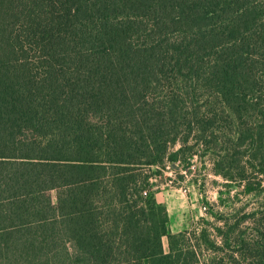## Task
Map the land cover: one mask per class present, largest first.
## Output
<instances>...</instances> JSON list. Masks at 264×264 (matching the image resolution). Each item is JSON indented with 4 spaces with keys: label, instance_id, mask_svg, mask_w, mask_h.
I'll return each instance as SVG.
<instances>
[{
    "label": "trees",
    "instance_id": "trees-1",
    "mask_svg": "<svg viewBox=\"0 0 264 264\" xmlns=\"http://www.w3.org/2000/svg\"><path fill=\"white\" fill-rule=\"evenodd\" d=\"M200 152L263 194L264 0H0V264H264V203L172 230Z\"/></svg>",
    "mask_w": 264,
    "mask_h": 264
},
{
    "label": "rangeland",
    "instance_id": "rangeland-1",
    "mask_svg": "<svg viewBox=\"0 0 264 264\" xmlns=\"http://www.w3.org/2000/svg\"><path fill=\"white\" fill-rule=\"evenodd\" d=\"M195 149L202 151L203 146L196 145ZM189 161L187 163L181 156L175 161L166 159L162 167L145 168L146 172L154 173L152 189L157 190V198L169 209L174 232L190 229L198 233L207 230L212 238L219 240L218 227L224 226V219L233 223L241 215V207L251 211L264 203V192L260 195L246 194L238 181L215 173L209 155L204 156L200 152ZM256 175L262 177L264 185V172ZM249 226L248 222H244L240 229H248ZM164 245L169 248L167 237H164Z\"/></svg>",
    "mask_w": 264,
    "mask_h": 264
},
{
    "label": "crops",
    "instance_id": "crops-1",
    "mask_svg": "<svg viewBox=\"0 0 264 264\" xmlns=\"http://www.w3.org/2000/svg\"><path fill=\"white\" fill-rule=\"evenodd\" d=\"M169 208H170V211H171V207H170V206H169ZM168 211H169V209H168ZM171 212H172V211H171ZM171 212H170V213H171ZM172 230L175 231L174 228H172ZM177 230H178V229H177ZM179 231H181V230H179Z\"/></svg>",
    "mask_w": 264,
    "mask_h": 264
},
{
    "label": "built area",
    "instance_id": "built-area-1",
    "mask_svg": "<svg viewBox=\"0 0 264 264\" xmlns=\"http://www.w3.org/2000/svg\"><path fill=\"white\" fill-rule=\"evenodd\" d=\"M204 208H206V207H204Z\"/></svg>",
    "mask_w": 264,
    "mask_h": 264
}]
</instances>
